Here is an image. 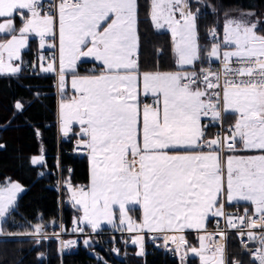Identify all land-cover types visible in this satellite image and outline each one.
<instances>
[{"label":"snow or ice","instance_id":"obj_1","mask_svg":"<svg viewBox=\"0 0 264 264\" xmlns=\"http://www.w3.org/2000/svg\"><path fill=\"white\" fill-rule=\"evenodd\" d=\"M192 4L150 0L149 20L170 33L174 64L142 71L138 0H0V74L21 72L23 51L35 40L37 65L57 77L61 133L68 137L78 126L74 151L90 161L87 185L65 182L82 212L74 231L118 222L126 225L118 230L136 233L139 255L142 233H157L153 241L175 245L180 264L189 256L229 264L226 243L235 234L248 264H264V21L254 12L225 13L208 33L211 46L202 48L198 0L196 12ZM88 60L93 69L80 75ZM22 191L11 181L0 186V221ZM241 203L243 213L226 211ZM137 210L139 223L130 215ZM43 232L42 223L33 227L36 237Z\"/></svg>","mask_w":264,"mask_h":264},{"label":"trees","instance_id":"obj_2","mask_svg":"<svg viewBox=\"0 0 264 264\" xmlns=\"http://www.w3.org/2000/svg\"><path fill=\"white\" fill-rule=\"evenodd\" d=\"M200 1L205 6L202 7L203 13L199 20L201 35L218 27L216 17L224 20L225 13L235 17L238 13L254 12L256 18L264 21V0ZM138 4L141 70H173L169 34L154 30L148 17L149 0H138ZM207 47L202 45V48ZM34 54L31 48L23 56L31 60ZM17 102L23 105L22 110L16 109ZM56 112L53 77L36 75V72L30 76L24 71L15 77H0V129L11 122L13 125L10 131L0 130V184L11 181L24 188L13 211L2 222L0 264H180L160 250L141 257L132 244L126 248V255L121 259L110 256L109 251L101 245L96 247L97 256L90 255L89 248L84 247L61 254L56 239L38 238L33 234V227L38 223L43 224V234H46L51 228L57 227L60 221L68 228L75 217L68 204L65 188L60 195L57 192L55 162L58 151L62 183L65 184L71 178L72 184H88L86 157L65 153L70 149L72 139L58 143L54 126ZM41 152L44 157L42 166H33L31 157ZM238 207L244 209L242 204ZM186 239L192 245L197 244L196 235L186 234ZM230 251L229 264L234 258L242 261V264H248L246 260L236 257L234 244L230 245ZM188 264H199V260L189 256Z\"/></svg>","mask_w":264,"mask_h":264},{"label":"built area","instance_id":"obj_3","mask_svg":"<svg viewBox=\"0 0 264 264\" xmlns=\"http://www.w3.org/2000/svg\"><path fill=\"white\" fill-rule=\"evenodd\" d=\"M209 33V32H208ZM208 33L204 37V42L208 45H210V36ZM211 46V45H210ZM37 62L36 56H33L31 60L27 63L25 66L24 72L30 76L33 75L34 69H33V64ZM93 67H89L86 71H84V74H88ZM56 81L54 83V96L56 99L59 98L60 92L57 87V77L55 75ZM70 96V95H69ZM55 129H56V134H57V140L58 143L60 141H69L72 139V145L68 151L65 153L68 155L76 156V157H86L85 154L74 151L77 139L78 137L75 135V129L74 132H70L68 137H64L59 130L60 127V119H56L55 122ZM225 127H227V122L225 123ZM217 131L216 128H212L209 131V136H212L215 134ZM55 168L57 171V176H58V181H57V192L59 195L61 194V191L63 188H65V184L62 183L61 178H60V172H61V164H60V152L58 151L57 153V160L55 162ZM68 171H70V168H68ZM75 186H83L82 184H73ZM229 213H236L239 211L240 213H243L244 209H241L240 207L236 206L234 208L228 207L226 209ZM76 217H74L68 226V228H65L60 221L57 225V227H53L50 229V231L46 234H43L42 238H52L56 239L59 242V249L61 254H67L70 252H73L77 250L78 248H89L88 253L93 256H97V251L96 247L97 246H104L108 251L110 256L114 257H119V259L124 258L126 255V248L131 245V240L135 238L136 233H109V232H97V233H90L87 231L79 232V231H74V229L77 228V223H76ZM216 227V224L210 223L208 230L213 231ZM220 227L224 228L225 227V221L223 218H220ZM229 233L232 232L231 229L228 230ZM144 236L143 244H144V249L146 253H152L154 250H160L163 253H166L169 257L176 259L180 263L179 259V254H174V252L170 249L175 248V245H169L167 248L164 246L163 241L157 239L155 242L153 241L152 237L153 236H159L157 233H149V232H143L142 233ZM217 239H220L217 237ZM89 240V244H85L84 241ZM74 242L71 247H62L63 244H68L69 242ZM232 241V242H231ZM234 244L236 248V257L242 258L246 260V262H249V256L246 254L242 244L240 243V239L235 235V234H230L227 239L226 243V254H227V259H229V256L231 255L230 251V245ZM251 247V245H249ZM113 249H116L117 251H113ZM233 260H236L234 258ZM232 260V261H233Z\"/></svg>","mask_w":264,"mask_h":264},{"label":"rangeland","instance_id":"obj_4","mask_svg":"<svg viewBox=\"0 0 264 264\" xmlns=\"http://www.w3.org/2000/svg\"><path fill=\"white\" fill-rule=\"evenodd\" d=\"M149 3H150V0H149ZM198 4H199V12H200V15H199V18H198V25H199V20H200V17H201V15H202V13H203V9H202V7H205L204 6V4H203V2L202 1H200V0H198ZM193 12H196L197 11V0H193ZM211 8V7H210ZM213 10V9H212ZM241 16H242V13H238V14H236L235 15V17L234 18H241ZM216 24L218 25V26H220V25H222V23H223V19L222 18H220L219 16L218 17H216ZM153 25V24H152ZM153 28H154V30L156 31V32H167L168 34H169V36H170V33L167 31V30H162V29H157V28H155V26L153 25ZM208 32H210V31H208ZM208 32H206V33H204V35L202 34H200L199 33V42H200V46L202 47V45H208V44H206L205 42H204V37H205V35L208 33ZM202 36V37H201ZM209 47H210V45H208ZM27 49H25L24 51H26ZM23 51V52H24ZM17 63H19V62H17ZM39 71H40V73H44V72H42L41 70H40V67H39ZM48 74V73H47ZM53 74H55V73H53ZM69 88H70V84H69ZM69 93H71L72 94V91H71V89H70V92ZM60 103H61V99L58 101V104H57V109H58V114L60 115V113H59V106H60ZM59 119H60V117H59ZM7 125H9V124H7ZM11 126H13L12 124H11ZM74 127H78V126H75L74 125ZM40 156H42V154H38V155H34V156H32L31 157V161H32V158H34V157H40ZM88 160H87V166H88V176H89V174H90V161H89V158H87ZM32 164V163H31ZM43 164V163H42ZM42 164H36V165H34V164H32L33 166H42ZM9 181H5V183L3 184V185H0V186H4V185H6L7 183H8ZM15 183H17V182H15ZM88 183H89V178H88ZM22 187V186H21ZM22 189H23V191L22 192H20V193H18L17 194V200H18V198L22 195V193L24 192V188L22 187ZM16 200V201H17ZM68 204L70 205V207L72 208V210L73 211H75V212H77V217H80V216H82V212H78L77 211V209H76V206L74 205V203L73 202H71L70 201V199H69V194H68ZM241 204H243V203H241ZM139 212V215H140V217H142V213L140 212V211H138ZM130 215L133 217V219H135V217H134V214H133V212H131L130 213ZM76 217V218H77ZM136 220V219H135ZM137 221V220H136ZM2 222L3 221H0V236L2 235ZM138 222V221H137ZM141 222V221H140ZM139 223V222H138ZM80 227H83L84 228V231H86V230H89V231H87V232H90V233H97V232H99V231H102V230H104V229H110V230H118V228H120V227H122V228H125L126 229V225H124V226H119L118 225V222H117V226H113V225H108V224H106V223H102V225H101V230H99V231H93V229L90 227V226H87V225H80ZM144 232H147V231H144ZM187 234H191V232H188ZM135 247H136V253H137V255H139L138 253H140V251H141V248H140V245H135ZM143 253H144V247H143ZM139 256H143V254L142 255H139Z\"/></svg>","mask_w":264,"mask_h":264},{"label":"crops","instance_id":"obj_5","mask_svg":"<svg viewBox=\"0 0 264 264\" xmlns=\"http://www.w3.org/2000/svg\"><path fill=\"white\" fill-rule=\"evenodd\" d=\"M17 23H19V18H17ZM209 47V46H208ZM34 49V56H36L37 57V52H38V44H37V42L35 41V40H33L32 42H31V45H30V48H28L26 51H24L23 52V54L25 53V52H27V51H29L30 49ZM23 54H22V60H23V63H22V65H21V68H22V70H21V72H19L18 74H15V75H12V74H0V77H15V76H18L19 74H21L23 71H24V69H25V66L27 65V63L30 61V60H28V59H26V58H24V56H23ZM173 60H174V58H173ZM94 67V62L93 61H91V60H88V61H85V62H81V64H80V66H79V68H78V71H79V73H80V75H86V74H84V71H86L89 67ZM33 69H34V72H36V75H46V76H51V77H53L54 78V83H55V81H56V78H55V74H53V73H40V71H39V66L37 65V62H35L34 64H33ZM25 73V72H24ZM34 74V73H33ZM59 92H60V90H59ZM70 92V88H69V91L67 92V96H71L72 94L71 93H69ZM69 96V97H70ZM56 98V97H55ZM61 99V93H60V96H59V98L58 99H56V105L58 104V101ZM59 117H60V115L58 114V109H57V112H56V119H59ZM11 124H12V122L11 123H9V125H6V126H4L3 128H1L0 130H7V131H10L11 130ZM78 127H74V129L76 130ZM59 130H60V127H59ZM61 131V130H60ZM5 132V131H4ZM40 154H42V152L40 153ZM42 156H43V154H42ZM44 158V157H43ZM88 157L86 156V159H87ZM88 160V159H87ZM38 167H40V166H38ZM87 168H88V166H87ZM88 178H89V176H88ZM5 183V182H4ZM3 183V184H4ZM3 184H0V185H3ZM23 194V193H22ZM243 205V204H242ZM139 210H137V211H133V214H134V217H135V219L138 221V222H140L141 221V218L142 217H140V215H139V212H138ZM74 212V214H75V217H77V212H75V211H73ZM210 225V224H209ZM86 231H89V230H86ZM99 232H109V233H129V232H127L126 230H123V231H121V230H110V229H104V230H102V231H99ZM191 234L192 235H196L195 233H193V232H191ZM2 236V235H1ZM0 236V237H1ZM198 239V238H197ZM131 244H132V242H131ZM133 246H135L134 244H132ZM143 247H144V244H143ZM136 248V247H135ZM146 255V252H145V249H144V253H143V256H141V257H144Z\"/></svg>","mask_w":264,"mask_h":264}]
</instances>
